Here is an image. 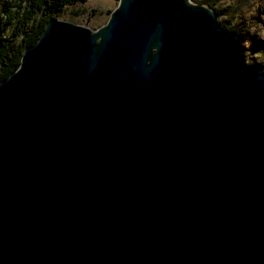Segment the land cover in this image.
Returning a JSON list of instances; mask_svg holds the SVG:
<instances>
[{
    "label": "water",
    "instance_id": "water-1",
    "mask_svg": "<svg viewBox=\"0 0 264 264\" xmlns=\"http://www.w3.org/2000/svg\"><path fill=\"white\" fill-rule=\"evenodd\" d=\"M217 18L48 21L0 82V264H264V70Z\"/></svg>",
    "mask_w": 264,
    "mask_h": 264
},
{
    "label": "rangeland",
    "instance_id": "rangeland-1",
    "mask_svg": "<svg viewBox=\"0 0 264 264\" xmlns=\"http://www.w3.org/2000/svg\"><path fill=\"white\" fill-rule=\"evenodd\" d=\"M208 6L218 13V23L224 28L236 27L241 41L242 55L247 65L264 70V0H192ZM19 0H0L2 10ZM119 0H86L65 7L58 18L87 26L93 30L106 24ZM221 10V12L219 11ZM14 26L5 30L11 36Z\"/></svg>",
    "mask_w": 264,
    "mask_h": 264
},
{
    "label": "trees",
    "instance_id": "trees-1",
    "mask_svg": "<svg viewBox=\"0 0 264 264\" xmlns=\"http://www.w3.org/2000/svg\"><path fill=\"white\" fill-rule=\"evenodd\" d=\"M86 0H19L2 10L0 17V82L7 79L20 65L25 49L37 42L48 21L60 15L65 7ZM208 6L212 4L205 2ZM221 12V10H219ZM14 26L11 36L5 30ZM228 32H239L229 27Z\"/></svg>",
    "mask_w": 264,
    "mask_h": 264
}]
</instances>
